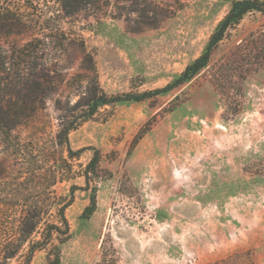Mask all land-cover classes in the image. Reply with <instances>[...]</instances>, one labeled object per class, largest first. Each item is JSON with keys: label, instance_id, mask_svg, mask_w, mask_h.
<instances>
[{"label": "rangeland", "instance_id": "obj_1", "mask_svg": "<svg viewBox=\"0 0 264 264\" xmlns=\"http://www.w3.org/2000/svg\"><path fill=\"white\" fill-rule=\"evenodd\" d=\"M232 1L95 0L68 15L60 0H0L22 23L0 32L2 49L43 38L34 55L56 79L23 136L35 127L54 133L55 100L79 88L68 82L82 72L80 43L108 93L162 87L204 52ZM69 140L99 150L102 179L88 218L89 190H76L66 208L70 237L58 264H207L230 253L264 264V13H246L228 29L189 80L104 106ZM91 154L83 151L75 170ZM9 182L0 178V189ZM71 183L83 179L56 189L67 193ZM31 264H50L46 251Z\"/></svg>", "mask_w": 264, "mask_h": 264}, {"label": "trees", "instance_id": "obj_2", "mask_svg": "<svg viewBox=\"0 0 264 264\" xmlns=\"http://www.w3.org/2000/svg\"><path fill=\"white\" fill-rule=\"evenodd\" d=\"M66 14L91 6L95 0H60ZM136 10V9H135ZM264 13V0H233L224 17L210 35L203 53L188 64L171 83L143 91L108 93L98 81L94 55L82 43L80 68L82 72L68 82L77 80L79 88L66 98L55 100L56 129L47 137L35 127L28 131L30 121L44 108L48 94L55 88L56 79L44 61L34 55L47 43L34 36L22 45L2 49L0 39V178L10 182L0 189V264H31L37 251L45 250L50 264L60 261V245L70 237V226L65 210L74 200L78 189L89 190V204L82 212L88 218L96 208V184L102 178L99 163L101 154L94 147L73 148L69 134L82 123L96 115L100 108L126 101H141L179 86L207 65L210 56L227 30L235 27L246 13ZM143 13V16L147 14ZM22 26L20 19L0 10V32L9 34ZM4 30H7L5 32ZM0 34V36H1ZM40 44V47H39ZM26 66V67H25ZM91 149L89 160L79 170L74 161L83 151ZM83 185L71 183L67 193L56 186L69 182L76 176ZM207 264H249L241 254L230 253Z\"/></svg>", "mask_w": 264, "mask_h": 264}]
</instances>
